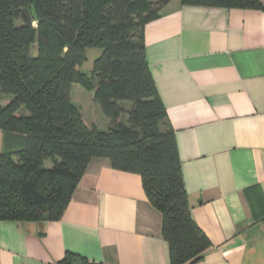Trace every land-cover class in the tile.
<instances>
[{
	"label": "crops",
	"instance_id": "1",
	"mask_svg": "<svg viewBox=\"0 0 264 264\" xmlns=\"http://www.w3.org/2000/svg\"><path fill=\"white\" fill-rule=\"evenodd\" d=\"M144 45L190 215L209 244L196 264H264V9L166 0ZM22 145L0 130V152ZM67 252L171 264L139 175L92 159L59 218L0 220V264H59Z\"/></svg>",
	"mask_w": 264,
	"mask_h": 264
},
{
	"label": "trees",
	"instance_id": "2",
	"mask_svg": "<svg viewBox=\"0 0 264 264\" xmlns=\"http://www.w3.org/2000/svg\"><path fill=\"white\" fill-rule=\"evenodd\" d=\"M180 1L264 9V0ZM165 2L0 0V130L23 139L0 152V220L59 218L90 161L107 159L140 176L171 264L202 259L209 244L191 218L174 131L145 57V26ZM89 48L102 53L84 73ZM75 85L92 94L104 128L84 120ZM59 264L98 263L67 252Z\"/></svg>",
	"mask_w": 264,
	"mask_h": 264
},
{
	"label": "rangeland",
	"instance_id": "3",
	"mask_svg": "<svg viewBox=\"0 0 264 264\" xmlns=\"http://www.w3.org/2000/svg\"><path fill=\"white\" fill-rule=\"evenodd\" d=\"M101 53L102 51L99 48L86 49V60L81 66L82 72L89 73L93 68L95 60L100 57ZM72 96L74 98V105L79 108L84 120L89 122L90 116H92L94 118L92 122L104 128L103 126L107 121L102 116L99 107L93 102L92 94L84 87L75 85L72 89ZM6 103L7 102L4 101L2 104L4 105Z\"/></svg>",
	"mask_w": 264,
	"mask_h": 264
}]
</instances>
